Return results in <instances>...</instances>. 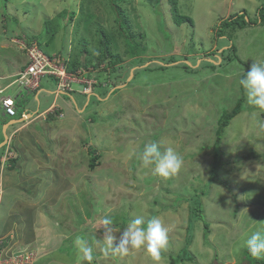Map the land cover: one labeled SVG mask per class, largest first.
Instances as JSON below:
<instances>
[{
	"label": "rangeland",
	"instance_id": "obj_1",
	"mask_svg": "<svg viewBox=\"0 0 264 264\" xmlns=\"http://www.w3.org/2000/svg\"><path fill=\"white\" fill-rule=\"evenodd\" d=\"M81 1L0 0V75L14 70L21 52L10 40L20 37L37 41L41 52L58 63L67 62ZM91 2L95 16L111 29L113 17L106 7ZM131 3V20L144 35L139 57L125 56L114 69L100 63L95 70H81L82 82L75 77L72 92L57 94L63 117L53 114L55 120H42L45 124L37 120L32 124L37 134L30 138L23 132L24 139H15L14 146L20 141L26 150L18 164H28L32 154L40 158L36 174L24 178L33 187L6 190L0 223L21 200L13 219L24 224L21 234L36 229L40 252L35 264H83L77 236L93 246L92 264H153L140 250L125 257L106 255L97 240L103 239L99 221L104 216L113 220L117 236L130 220L158 216L170 229L162 254V264H170V255L185 246L190 201L199 195L209 233L202 220L195 221L187 246L193 261L178 264L253 263L251 256H243V244L264 231V128L259 126L264 110L247 103L238 81L253 62L264 63V9L261 20L258 12L264 0H178L180 14L192 19L181 25L174 23L168 0ZM64 9L75 12L70 25L47 33L45 22ZM230 15L234 19L221 25ZM119 51H124L122 42ZM12 80H0V85ZM57 84L50 77L41 79L49 94L39 95V109L16 83L2 96L17 100L16 112L37 114L53 100L50 93L60 89ZM236 108L240 112L220 134L224 115ZM1 122L0 143L16 127L10 124L3 132ZM149 142H157L162 151L172 147L184 161L182 169L161 178L145 168L139 154ZM133 149L136 156L129 155ZM90 150L99 157L93 170L88 169ZM45 153L51 155L49 162Z\"/></svg>",
	"mask_w": 264,
	"mask_h": 264
},
{
	"label": "trees",
	"instance_id": "obj_2",
	"mask_svg": "<svg viewBox=\"0 0 264 264\" xmlns=\"http://www.w3.org/2000/svg\"><path fill=\"white\" fill-rule=\"evenodd\" d=\"M106 7V13L113 17V26L111 29H106L101 24L99 18L95 16L92 9L91 0H82L80 5V11L73 24V34L71 39V49L69 53L70 59L64 63V57H61L66 72L75 73L77 70H85L88 67L97 69L100 63H104L108 68L114 69L115 66L123 62L124 57H139L141 46L143 45L142 39L144 35L139 29V26H135L133 20H131L132 13L135 14L132 7V0H98ZM171 14L173 15V21L176 25L183 23L192 24V19L188 16L181 15L178 9V0H168ZM264 7L259 8V20H261V11ZM68 14V16H67ZM75 12L70 9L68 12L66 9L58 13L52 19L45 22V30L47 33H55L61 27H67L70 25L71 20ZM242 23H247L243 17L246 13L241 12ZM238 16V14H237ZM64 18H67L63 20ZM98 20H97V19ZM234 19V15H230L226 20L221 22L228 23ZM137 20V19H135ZM138 22L136 21V24ZM249 23V22H248ZM251 24V23H250ZM81 27V29H80ZM141 32V33H140ZM137 39V41H136ZM29 38L28 41H30ZM120 42L124 45V51H119ZM233 47V46H232ZM95 62V63H94ZM240 112L239 109H235L231 113H226L221 122L220 134L224 131L230 122V120ZM264 116V111H263ZM50 121V118H47ZM91 156L88 164V169L93 170L98 165V155L90 150ZM11 161L10 166H14L12 163L14 159H9L7 163ZM9 165L6 166V168ZM202 220L205 230V234L209 233V224L204 221L202 217V203L199 195L192 197L189 208L188 219V234L186 238L185 246L180 253L176 256L170 255V264H178L184 261H193V258L187 252V246L192 240V229L195 221ZM243 256L247 258L250 256L246 250L243 252ZM264 264V261L253 260L250 264ZM93 263V262H92Z\"/></svg>",
	"mask_w": 264,
	"mask_h": 264
},
{
	"label": "clouds",
	"instance_id": "obj_3",
	"mask_svg": "<svg viewBox=\"0 0 264 264\" xmlns=\"http://www.w3.org/2000/svg\"><path fill=\"white\" fill-rule=\"evenodd\" d=\"M19 39L22 40L16 41H25V43L29 46L35 44L41 52L37 41H28L29 38L26 37H20ZM10 42L17 45L14 41L10 40ZM18 50L20 49L18 48ZM20 52L27 58L24 66L26 69L30 64V60L24 51L20 50ZM41 53L46 56L43 52ZM46 57L50 58V56ZM18 74L15 80L17 79ZM43 77L52 76L45 75L38 77L35 79L37 84H39V80ZM53 78L56 79L58 83V89L59 80L57 77ZM14 82L12 84H14ZM238 83L239 86L244 90V93L247 97V103L258 110H264V63L253 62L249 70L243 75L242 78L239 79ZM38 87L39 86L35 87L34 90ZM4 91L5 89H3V93ZM48 112V114L55 113L51 110ZM0 114L2 115L3 113L0 111ZM57 116L59 118L63 117L59 112L57 113ZM5 120L7 121L4 123V125H7L9 121L12 122L14 119L9 120L5 118ZM23 121L24 120L22 119L20 122ZM11 124L17 125V123ZM259 126L264 128V122H260ZM129 155L136 156L135 149L130 151ZM139 159L145 168H150L154 175L161 178H168L178 173L184 164L181 156H179L172 147H167L162 151L161 146L157 142L145 143L143 151L139 154ZM99 224L103 229V239L99 241L97 240V243H102L104 245L103 251L106 255L110 252L113 255L125 257L133 251L140 250L144 251L145 254L150 257L153 264H162L164 260L162 254L168 249L170 233L169 227L165 225L162 218L157 216L145 221L143 218L138 217L136 219L130 220L126 227H124L122 231L118 232V236L116 235L117 230L114 226L113 220L109 216H104L99 221ZM75 242L78 245L79 252L82 254L83 264H92L94 258V248L90 244L89 239L84 236H77ZM243 247L253 259L264 260V231L254 232L248 239H246Z\"/></svg>",
	"mask_w": 264,
	"mask_h": 264
},
{
	"label": "crops",
	"instance_id": "obj_4",
	"mask_svg": "<svg viewBox=\"0 0 264 264\" xmlns=\"http://www.w3.org/2000/svg\"><path fill=\"white\" fill-rule=\"evenodd\" d=\"M24 58H25L24 54L18 53V55L15 58V61H13L14 70L9 75H7V74L6 75H0V80L2 81V83L9 78L13 79L10 83L0 85V90H3V89L6 90L11 85H13L12 83L14 82L17 74L19 72H21L22 69H24V66L26 63V62L25 63L23 62ZM45 78L46 77L41 78V79H45ZM50 78L52 79V81L54 80L53 77H50ZM41 79L39 80V84H38L39 87L37 89H35V90L34 89H31V90L24 89L25 96H31L37 102V105H36L37 109H39L40 105H41V102L38 101L39 95L42 92H44V96L49 94L46 91H43L45 88L41 85ZM56 83H57V81H56ZM47 90H49V89H47ZM50 94L53 95L54 98L49 103V105L46 106V108L43 109L41 112L35 114V111L30 110V109L25 110V112H21V113L17 112V119L18 120L20 119L18 122H20L22 119L24 121L17 123L16 127H14L9 132V134H8L9 140H7L6 145L2 149V150L5 149L4 152H6V151L9 152L10 159H14V162L12 163L14 166H12V167L10 166L11 161H9V163H7V165H9L7 168H6L7 165L4 166L1 163V166H0V206L3 204V202L5 200V193H6L7 189H9L15 185L19 189L20 188L29 189V188L33 187V184H31V182L24 180V178H26V177L29 178V177L33 176L34 174H36V172L34 171L35 162H37L39 160L40 156H38L37 154H32V160L28 164H25V163L18 164V162H19L18 158H21L23 156V153H25L26 150H25V148L22 147V145L19 146L20 141L19 142L16 141V143H18L17 147H15L14 144H15V139L18 136L20 139H24V138H22V136H20V134H22L23 132H26L30 138H32L35 135L36 132H34V133L32 132V124L34 122H36L37 120H40L41 124H43L44 121L46 122L47 118H50V121H48V122L55 120L53 114L52 115L48 114L49 110L53 111V109L54 110L57 109L55 111L54 115H56L59 112L63 116L62 108L59 105L58 100H56V97L58 96L57 94H61V91L58 89L57 91L52 92ZM43 99H44V97H43ZM17 104L18 103L16 100V105ZM56 117L58 118V116H56ZM5 118L6 117L3 116V114L2 115L0 114V120L2 121L1 122L2 124H4L7 121V120H5ZM42 120H44V121L42 122ZM11 123L12 122L9 121V124H11ZM4 127H6V126L4 125L3 129H4ZM29 127L31 129H28ZM3 132H4V130H3ZM9 142H11L10 145H8ZM40 142L44 143V141H40ZM32 143L36 144L35 141H33ZM39 145H37V146L40 147L41 145L40 146ZM10 146H12V149ZM39 150H40V152L43 153V151L45 149L41 150V147H40ZM46 154L47 153H45V155ZM44 158H45V160H48V162H49L51 159V155L47 154V156ZM16 163H17V165H16ZM46 172H49V171H46ZM10 177H14V180L13 179L9 180ZM20 201L21 200L16 199V202L14 205L15 209L13 207V208L7 210L6 215L5 214L3 215L4 219L0 223V239H4V238L8 237L9 235L15 236L20 244H22L23 246L28 245L29 247L33 248L38 255L40 252V247L37 244L36 238H33L34 233H36V229L33 230L32 228H30L27 230L28 233L26 235L23 233L21 234V232H19V231H21L20 228L23 227L24 224L21 222V220L16 221L15 219H13V215L15 213V210L20 209V205H21ZM22 201H24V200L22 199ZM44 226L45 225H44V221H43V223L39 226V228H40L39 231L44 230Z\"/></svg>",
	"mask_w": 264,
	"mask_h": 264
},
{
	"label": "bare ground",
	"instance_id": "obj_5",
	"mask_svg": "<svg viewBox=\"0 0 264 264\" xmlns=\"http://www.w3.org/2000/svg\"><path fill=\"white\" fill-rule=\"evenodd\" d=\"M49 59L53 61V65L56 67V69L63 70L62 75H58V76H56L54 73H50L52 77H57V79L59 80L60 86H58V88L62 89L60 91H65L68 93L72 92L71 89L67 90L66 87L68 88L71 87V84L75 82L74 81L75 77L78 78L76 82L81 83L82 79H81L80 73L82 71L77 70L75 73H68L65 70L64 64L60 62L59 64L58 61H56L55 58L52 57L51 55ZM25 71L26 69L24 68L21 70L20 73H23ZM10 100L14 102V104L16 105L15 98L11 97ZM16 119L17 118H15L14 120ZM1 144L2 143H0V145ZM4 146L1 145L0 150H2ZM4 151L5 149L2 150V152L0 153V166H1V163L5 166V164H7V161L10 159V157H7V155H9V152L6 153L7 151L6 152ZM3 155L5 156L3 157ZM0 240L2 241V243H0V264H35L38 255L33 248L29 247L28 245L23 246L22 244L18 242L16 237L12 235H9L8 237L4 239H0Z\"/></svg>",
	"mask_w": 264,
	"mask_h": 264
},
{
	"label": "built area",
	"instance_id": "obj_6",
	"mask_svg": "<svg viewBox=\"0 0 264 264\" xmlns=\"http://www.w3.org/2000/svg\"><path fill=\"white\" fill-rule=\"evenodd\" d=\"M14 42L18 45V48L21 51L26 53L28 59L30 60V64L26 68V71L19 73L17 79L14 82L19 87L31 90L38 86L35 79L40 76L51 75L50 73H54L56 76L62 75L63 70L56 69V67L53 65V61L44 56L35 44L29 46L25 43V41ZM2 94L3 90H0V111L7 119L13 120L16 118L15 104L10 100L11 97L2 96ZM0 243H2L1 240Z\"/></svg>",
	"mask_w": 264,
	"mask_h": 264
},
{
	"label": "water",
	"instance_id": "obj_7",
	"mask_svg": "<svg viewBox=\"0 0 264 264\" xmlns=\"http://www.w3.org/2000/svg\"><path fill=\"white\" fill-rule=\"evenodd\" d=\"M18 121H19V120H13L12 123H13V124L18 123ZM9 125H10V124L8 123V124L5 125V126L7 127V126H9ZM6 127H4V131H5ZM7 140H8V136L5 134V135H4V140L1 142V143H2L1 145H3V146L6 145ZM1 145H0V146H1Z\"/></svg>",
	"mask_w": 264,
	"mask_h": 264
}]
</instances>
